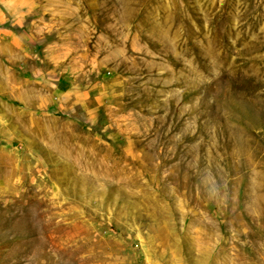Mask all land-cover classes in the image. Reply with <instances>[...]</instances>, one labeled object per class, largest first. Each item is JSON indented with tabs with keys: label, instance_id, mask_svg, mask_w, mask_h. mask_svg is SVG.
Masks as SVG:
<instances>
[{
	"label": "rangeland",
	"instance_id": "obj_1",
	"mask_svg": "<svg viewBox=\"0 0 264 264\" xmlns=\"http://www.w3.org/2000/svg\"><path fill=\"white\" fill-rule=\"evenodd\" d=\"M0 264H264V0H0Z\"/></svg>",
	"mask_w": 264,
	"mask_h": 264
}]
</instances>
